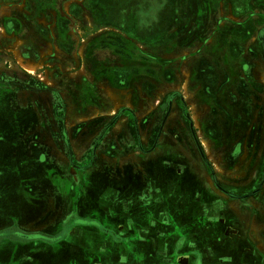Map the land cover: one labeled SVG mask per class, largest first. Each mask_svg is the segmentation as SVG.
Returning <instances> with one entry per match:
<instances>
[{"label":"rangeland","instance_id":"1","mask_svg":"<svg viewBox=\"0 0 264 264\" xmlns=\"http://www.w3.org/2000/svg\"><path fill=\"white\" fill-rule=\"evenodd\" d=\"M84 1L0 0V218L28 215L23 209L28 201L15 188L21 156L50 166L39 174L25 172L23 184L49 179L56 189L46 197L47 185L39 184L42 201H47L45 215L19 226L2 224L0 240L35 241L41 235H63L79 224L77 199L70 206L64 199L66 179L70 166L82 177L79 169L90 164L97 149L110 155L152 151L157 158L167 151L166 164L153 159L156 170L158 163L175 168L177 151L184 156L186 173L199 168L203 182L215 183L226 200L254 198L264 185V44L249 46L243 79L197 78L201 93L183 97L177 91L182 80L175 76V63H168L167 70L158 48L134 46L133 37L111 30L129 21L114 14L123 0ZM254 37L263 41L264 28ZM189 99H194L195 111L189 110ZM191 115L201 126L191 125ZM184 179L197 182L192 175ZM250 205L254 216L255 204ZM180 209L184 221L197 214ZM198 209L202 215L207 207ZM222 220L210 228L201 222L195 232L203 239L221 235L227 229ZM0 247L16 249L7 241ZM31 252L24 249V264H32ZM10 258L0 256V264H10Z\"/></svg>","mask_w":264,"mask_h":264},{"label":"crops","instance_id":"2","mask_svg":"<svg viewBox=\"0 0 264 264\" xmlns=\"http://www.w3.org/2000/svg\"><path fill=\"white\" fill-rule=\"evenodd\" d=\"M114 14L129 21L111 30L133 37L134 46L151 47L154 52L158 48L160 62L167 70L168 63L176 64L175 76L182 80L177 91L183 97L201 93L197 78L227 77L229 83L243 79L242 62L249 46L264 44L254 37L264 26V0H123ZM162 70L163 65V76ZM193 100H188L190 111H195ZM191 121L193 127L200 125L193 115ZM180 141L178 137L175 140ZM176 153L175 168L158 163L156 170L153 159L165 161L167 151H161L157 158L152 151L110 155L108 150L97 149L90 164L79 169L83 178L69 167L64 199L69 200V206L77 199L76 213L99 225L79 222L52 241L3 239L0 245L7 241L16 249L0 247V256H11L10 264H24V249L29 248L32 264H264V187L251 200L232 203L218 194L214 183L203 182L199 168H187L190 173H186L180 160L184 156ZM24 158L16 157L21 166L16 175L21 177H14L15 188L20 187L28 201L23 208L28 215L24 219L0 218V228L45 215L47 201L39 194L41 183L35 179L33 185L23 184L22 180L25 172L39 174L50 166L46 168L45 161H34L33 157L26 156L28 161ZM185 174L195 176L197 182L185 181ZM41 185H47L46 197L55 193L49 179ZM249 201L255 204L254 216L249 213ZM200 207H207L202 215ZM180 208H192L197 214L184 221L177 214ZM221 217L227 228L223 234L211 233L203 239L195 232L201 222L210 228Z\"/></svg>","mask_w":264,"mask_h":264},{"label":"flooded vegetation","instance_id":"3","mask_svg":"<svg viewBox=\"0 0 264 264\" xmlns=\"http://www.w3.org/2000/svg\"><path fill=\"white\" fill-rule=\"evenodd\" d=\"M35 2H37V0H35ZM262 28H264V26H262L260 29H262ZM259 29V30H260ZM201 126V125H200ZM208 136H210V135H208ZM241 154V152L239 153V154H236L235 155V157L237 156V157H239V155ZM227 155H230V156H232L233 154H231V153H229V152H227ZM215 184V183H214ZM215 186H216V184H215ZM263 187H264V185L255 193V195H254V197L256 196V194L259 192V191H261V189H263ZM245 199H247V198H245ZM245 199H241L240 201H243V200H245ZM248 200V199H247ZM42 237H33V238H38V239H44V240H49V241H52L53 239H54V237H56V236H52V237H49V236H44V235H41ZM46 237H48V238H46Z\"/></svg>","mask_w":264,"mask_h":264},{"label":"water","instance_id":"4","mask_svg":"<svg viewBox=\"0 0 264 264\" xmlns=\"http://www.w3.org/2000/svg\"><path fill=\"white\" fill-rule=\"evenodd\" d=\"M77 221L78 222H84V220H82V219H78ZM46 238H48V237H46Z\"/></svg>","mask_w":264,"mask_h":264}]
</instances>
